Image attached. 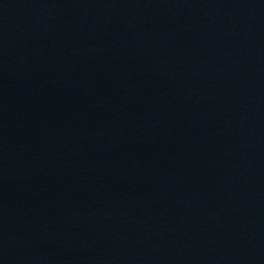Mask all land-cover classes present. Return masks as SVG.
<instances>
[{
  "label": "water",
  "instance_id": "95a60500",
  "mask_svg": "<svg viewBox=\"0 0 264 264\" xmlns=\"http://www.w3.org/2000/svg\"><path fill=\"white\" fill-rule=\"evenodd\" d=\"M0 264H264V0H0Z\"/></svg>",
  "mask_w": 264,
  "mask_h": 264
}]
</instances>
